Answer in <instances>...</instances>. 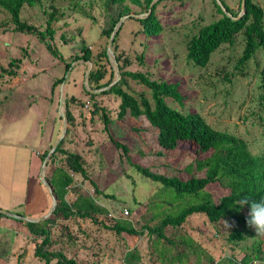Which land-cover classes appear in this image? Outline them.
<instances>
[{"label": "rangeland", "instance_id": "obj_1", "mask_svg": "<svg viewBox=\"0 0 264 264\" xmlns=\"http://www.w3.org/2000/svg\"><path fill=\"white\" fill-rule=\"evenodd\" d=\"M220 1L239 15L244 11L241 0ZM254 1L264 9V0ZM126 9L128 13L123 16H128L120 24L116 39L117 51L131 60L126 69L178 83L183 101L178 103L167 97L170 106L200 113L214 128L244 139L252 154L264 152V90L260 86L264 50L257 49L246 63L239 65L244 37L238 33L232 43L217 48L205 66L195 65L187 58L190 37L221 16L213 0H160L155 13L162 29L151 36L142 35L136 20L145 15L143 0L115 4L105 0H42L24 5L20 18L42 31L43 38L36 32L15 30L9 12L0 7V210L32 218L47 212L51 197L40 178L38 170L43 160L39 158L62 132L65 99L73 96V122L66 119L63 148L81 155L88 179L72 173L73 183L66 200L70 203L78 193L87 194L108 214L97 220L53 218L49 224L51 249L62 250L83 264H127L125 253L132 250L139 256L133 264H235L246 255L252 263L264 264V236H258L253 227L237 242L227 240L230 228L224 226V221L214 227L203 213L188 216L180 226L165 227L166 238L159 240L144 228L156 225L160 217L177 212L198 197L178 196L173 188L143 176L132 163L187 179L204 175V170L196 169L195 161L211 151L197 153L184 142L175 149L164 150L157 143L155 128L144 116L126 114L120 119L119 99L115 95L93 92L97 95L90 98L85 92L90 89L86 76L92 63L73 61V57L81 55L85 46L94 55L107 50L109 37L101 32ZM54 10L56 18L49 34L46 20ZM13 58L19 61L11 65ZM65 62L71 63L66 73ZM63 74L65 81L50 92L53 81ZM128 83L132 91H145L149 96L142 84L131 79ZM94 99L110 118L112 136L128 145L127 156L104 131L101 111L91 113ZM62 157L59 154L55 161L48 158L41 174L46 181L53 168L62 163ZM36 175L38 180L34 182ZM205 190L215 201L227 192L218 182L208 184ZM125 208L128 214L122 212ZM115 219L130 222L142 233L117 234L106 228ZM24 222L10 215L0 216V264H45L33 253L40 237L32 234ZM182 237L190 238L191 245L186 246ZM258 250L261 257H254Z\"/></svg>", "mask_w": 264, "mask_h": 264}, {"label": "trees", "instance_id": "obj_2", "mask_svg": "<svg viewBox=\"0 0 264 264\" xmlns=\"http://www.w3.org/2000/svg\"><path fill=\"white\" fill-rule=\"evenodd\" d=\"M42 0H0V7L7 10L14 24L15 30L33 33L36 32L43 38L42 31L34 25L23 21L20 18V11L24 5L40 3ZM109 3H119L123 0H105ZM140 3V0H132ZM145 3V15L137 18L142 35L151 36L158 34L162 25L155 13L157 0L151 6L153 0H143ZM221 16L200 27L197 33L193 34L187 42V58L195 65L205 66L210 60L211 54L224 43H232L238 33L244 37V47L238 59V64L246 63L261 48L264 50V9L254 0H245L244 11L238 16L223 1V4L231 16L222 11L220 6L213 0ZM55 10L47 18L46 31L51 34L50 24L55 20ZM128 13L126 9L119 14L118 18L110 21L109 27L102 30V35L110 36L116 23L121 16ZM118 28L112 41L115 59L119 65L120 78L108 89L100 91L98 94H113L119 99L117 117L123 118L126 114L133 117L144 116L148 123L155 128L158 145L164 150L175 149L179 143L184 142L192 145L197 153H206L211 151L210 155L202 159H196L195 167L197 170H204V175L194 176L182 179L178 176H166L162 173L154 172L149 167L132 163V166L143 176L158 182L163 187L173 188L178 196L183 194H192L198 197L196 202L188 204L175 213H167L160 217L158 223L153 226L146 225L149 234H155L159 240L166 238L164 229L167 226L177 227L185 222L188 216L194 213H203L208 221L217 227L222 221H228L231 225L227 240L241 241L245 238V231L250 230L247 224L248 206L238 207L237 202L242 197H249L252 200H264V152L252 154L248 148L247 142L231 133L222 131L211 126L205 118L198 112H183L166 102L169 97L172 100L182 103L183 95L176 82H168L161 79L150 78L147 73L141 71H131L126 69L130 59L123 52L117 51L116 39L120 33ZM141 56H137L140 60ZM89 61L92 63L88 75L87 84L90 89H99L108 86L115 77V71L110 63L106 48L93 54L88 47L82 48L81 55H75L73 61ZM19 61L17 58L10 60V64ZM71 66L70 62H65L64 73ZM8 72H11L9 70ZM13 74V73H12ZM63 74L55 79L51 85L50 92L65 81ZM134 80L147 88L149 96L145 91H132L128 80ZM260 86L264 90V66L260 71ZM90 98H94L97 93L85 89ZM73 96L65 99L66 119L69 123L73 122V115L70 111V102L75 101ZM92 114L101 111L103 120V129L107 133L110 141L116 148L121 149L124 155L129 154L127 144L116 140L108 127L110 118L105 113L104 107L99 102L93 100ZM64 140L61 139L55 147L49 160L55 161L59 154L63 155L61 164L55 166L50 175H47V181L50 184L53 194L57 198V204L52 216L40 221H25L28 230L40 241L35 244L34 256L42 260L45 264H83L76 258L68 256L62 250L51 249L52 239L50 235L49 224L53 218H69L77 216L80 218H92L97 220L98 216H106L107 209L98 204L93 197L87 194L78 193L72 202L66 200L70 185L73 183L71 173H79L83 178L88 179L87 170L84 167L80 154L71 152L63 148ZM48 154V150L43 151L40 159L43 160ZM158 154H162L158 151ZM213 182H218L225 186L227 192L221 195L218 200H214L212 194L205 190V187ZM42 183V182H41ZM96 192L98 190L96 189ZM48 207L45 209V211ZM44 211V212H45ZM18 215H23L17 212ZM0 216L8 215L0 211ZM106 228L114 230L120 234L125 232L130 235L142 233L134 228L130 222L115 219L113 224L105 225ZM254 228V227H253ZM182 242L190 246L192 240L183 238ZM258 250L254 257H261ZM139 256L132 250L125 253L124 261L127 264H133ZM249 255L243 258V261L235 264H257L252 263Z\"/></svg>", "mask_w": 264, "mask_h": 264}, {"label": "water", "instance_id": "obj_3", "mask_svg": "<svg viewBox=\"0 0 264 264\" xmlns=\"http://www.w3.org/2000/svg\"><path fill=\"white\" fill-rule=\"evenodd\" d=\"M157 0H153L150 5H149V11L151 9V6L153 5L154 2H156ZM216 3L221 7L222 11L224 13H226L228 16H231L230 12L227 11V9L225 8V6L221 3L220 0H215ZM241 5L244 7L245 5V0H241ZM130 16H136L138 17L139 15H134V14H129ZM128 15H125L123 17H120V20L116 23L114 29L112 30L110 36H109V39H108V42H107V54H108V57L109 59H111L112 63H113V68H114V71H115V77L114 79L112 80V82L108 85V86H105V87H101L99 89H88L90 92H100L102 90H105V89H108L113 83H115L119 78H120V73H119V65L115 59V55H114V52L111 50V44H112V41L114 39V36L120 26V24L122 23V21L127 17ZM238 16H240L238 14ZM91 69V66L88 67L87 69V75L89 73ZM66 119H63V128H62V132L58 135L57 139L55 140L53 146L51 147V149L48 151V154L46 155V157L43 159V162L41 164V167H40V178H41V181L43 182V185L45 186V188L47 189V192L49 194V196L51 197V204H50V207L48 208L47 212L43 215H41L40 217H36V218H32V217H27V216H21V215H18L17 213H12V212H8V211H5V210H0L2 213L6 214V215H10L12 217H15V218H19V219H23L24 221H40V220H44L46 218H49L54 209H55V206L57 204V198L55 197V195L53 194V191H52V188L50 186V184L48 183V181H46L42 176L41 174L43 173L44 171V167L46 166V163H47V160L48 158L50 157V155L52 154V152L54 151L55 147L58 145L59 141L63 138L65 132H66Z\"/></svg>", "mask_w": 264, "mask_h": 264}, {"label": "clouds", "instance_id": "obj_4", "mask_svg": "<svg viewBox=\"0 0 264 264\" xmlns=\"http://www.w3.org/2000/svg\"><path fill=\"white\" fill-rule=\"evenodd\" d=\"M238 207L244 208L248 206V217L247 224L249 227H254L258 236H264V200H252L245 196L242 197L238 202ZM224 226L230 228L231 225L228 221H224Z\"/></svg>", "mask_w": 264, "mask_h": 264}, {"label": "crops", "instance_id": "obj_5", "mask_svg": "<svg viewBox=\"0 0 264 264\" xmlns=\"http://www.w3.org/2000/svg\"><path fill=\"white\" fill-rule=\"evenodd\" d=\"M2 115H0V117H1ZM1 145V144H0ZM39 150V149H38ZM38 150H36L35 151V153L38 155ZM0 153H1V146H0ZM40 159V158H39ZM39 163H40V160H38V163L36 164V166L38 167V165H39ZM41 166V165H40ZM36 167V168H37ZM39 172H40V167H39V170H38ZM38 180V178H37V175H36V178H35V181L34 182H36Z\"/></svg>", "mask_w": 264, "mask_h": 264}, {"label": "built area", "instance_id": "obj_6", "mask_svg": "<svg viewBox=\"0 0 264 264\" xmlns=\"http://www.w3.org/2000/svg\"><path fill=\"white\" fill-rule=\"evenodd\" d=\"M71 175H72V173H71ZM122 212H123L124 214H128V210H127L126 208L123 209Z\"/></svg>", "mask_w": 264, "mask_h": 264}]
</instances>
